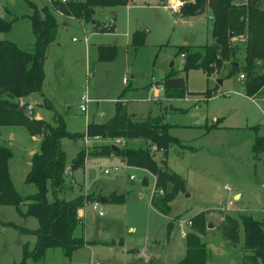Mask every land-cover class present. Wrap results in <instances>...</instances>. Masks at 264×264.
Masks as SVG:
<instances>
[{
	"label": "rangeland",
	"instance_id": "1",
	"mask_svg": "<svg viewBox=\"0 0 264 264\" xmlns=\"http://www.w3.org/2000/svg\"><path fill=\"white\" fill-rule=\"evenodd\" d=\"M28 1L38 10L50 7L49 0ZM181 1L184 6L190 0ZM235 2L237 4L239 0ZM171 3V0H131L127 6L96 8L95 15L87 23L72 17L66 20L67 17L53 10L60 25L56 40L46 49L40 91L45 99H41L43 108L37 110V115L52 126H56L59 117L69 134H83L87 124H103L113 117L116 101L123 93L120 100L127 106L128 115L137 119L148 115L163 116L166 124L194 127L180 128L172 133L183 143L171 146L167 156V168L184 178L186 193L178 195L171 203L169 215L164 216L151 205L153 179L150 175L124 167L126 163L118 157L99 158L88 154L104 143L125 148L124 142L87 144L86 136L62 138L60 145L66 163L60 199L71 200L86 191L94 198L107 199L113 190L117 191L116 195L124 194L126 199L123 204L99 202L102 217L92 210V205L87 206L85 212L84 208L80 209L77 217L85 220L83 238L90 244L75 251L71 259L65 258L61 249H48L43 260L29 258L24 264H128L135 262L137 252L148 246L163 264L176 263L185 254L184 235L177 225L180 220H190L199 212H206V222L215 223L213 229L206 228L202 239L211 258L208 264H240L244 255L242 225L236 248L222 240L219 226L225 215L238 219L250 214L256 220L264 221V150L257 157L252 152L256 136L264 137V89L254 100L245 97L241 75L223 78L229 64L210 77L202 70L184 73V58L177 55L178 47L211 45L213 22L208 15L183 19L179 12H171ZM32 14L27 0H0V17L9 25L7 30L0 32V40L30 50L35 43L29 20ZM93 20L98 21L96 26L92 25ZM61 21L67 22V26ZM110 23L113 30L106 31ZM135 32L143 34V44L137 51L132 46ZM244 41L242 36L231 38V44L239 48L235 60L241 66ZM99 46L115 47V58L98 60ZM170 70L185 78L188 92L185 99L166 98L161 85L157 88L160 92L157 96L155 88L150 89L157 87L156 82L160 84ZM221 79L223 84L218 85L217 81ZM215 88L221 96L204 99L202 93ZM84 93L89 98L85 113L80 110ZM46 101L52 104V109L45 107ZM169 107L180 108L182 112L171 108L176 113H169ZM216 119L222 129L213 131L206 138H198L204 132L198 127L214 123ZM208 127L205 129L209 130ZM39 144L23 127H0V145L9 147L12 152L10 178L21 196L36 191L34 185L25 183V177L31 167L32 156H28V151L39 149ZM147 144L143 139L129 140L127 147L146 148ZM188 147L197 148V152L188 150L181 157L177 156L178 151ZM82 149L89 165L85 170L72 171L71 162ZM152 153L155 161L161 164L163 152ZM226 186L229 189L226 190ZM157 192L155 195L159 197ZM235 193H239L241 199L239 196L233 199ZM47 199L53 200L51 191ZM20 208L24 211L26 206L23 204ZM177 215L180 219L174 220ZM9 222L23 228L38 227L35 219H25L14 207H0V264L20 263L23 246L27 244L31 251L36 242L34 236L22 235L4 225ZM169 222L175 228L167 246ZM80 233L78 223L75 235L80 236ZM148 264L159 263L151 261Z\"/></svg>",
	"mask_w": 264,
	"mask_h": 264
},
{
	"label": "trees",
	"instance_id": "2",
	"mask_svg": "<svg viewBox=\"0 0 264 264\" xmlns=\"http://www.w3.org/2000/svg\"><path fill=\"white\" fill-rule=\"evenodd\" d=\"M50 7L38 10L28 0L33 9L29 17L32 32L35 36L33 47L24 49L9 41L0 40V127H23L31 137H40L39 152L31 158V168L25 177V183L35 186V193L21 196L15 189L9 174V161L12 158L11 149L0 145V207H14L20 216L33 218L38 227L29 230L14 223H5L20 234L32 235L36 238L34 248L29 251L28 245L22 248V261L26 259L41 261L48 249H61L63 256L71 259L73 253L89 244L82 236L75 235L78 226L77 213L85 203L99 202L101 198L92 195H80L71 200L60 199L59 193L64 190L65 153L61 149L60 140L82 138L124 139L125 141L143 139L162 151L165 155L173 146H181L179 139L171 136L170 125L164 123L163 116H148L137 119L129 116L120 94L116 101L115 113L103 124L90 123L83 134H69L64 121L56 118V126L43 120L29 118L17 111L19 101L25 96L40 93L44 80L43 62L47 47L56 40L59 24L54 11H59L65 17L78 21L90 22L96 8H116L127 6L131 0H75L62 3L61 0H49ZM210 10L213 16L211 45L197 47L180 46L177 55L184 56L183 72L202 70L207 77L214 72L229 69L224 79L243 75L242 85L244 95L250 99L264 88V0H190L180 10L182 17L202 15ZM9 28L0 17V32ZM111 26L106 31H111ZM233 37H245L243 47V65L235 60L238 46L231 44ZM143 44V34L135 32L132 37L134 51ZM98 60L110 61L115 58L113 46H99ZM222 80V79H221ZM161 85L166 98L184 99L188 94L184 77L170 70L163 78ZM126 91V90H125ZM204 99L221 96L217 88L202 93ZM46 108L52 109L48 101ZM172 110H178L172 108ZM179 112V110L177 111ZM217 123V122H216ZM215 123V124H216ZM209 126L208 129H213ZM216 127V125H215ZM184 147V146H183ZM264 150V137L256 136L252 146L255 157ZM89 156L99 158L118 157L129 167L147 170L156 177L155 190H162V196L153 195L152 207L160 214L167 216L171 211V203L179 194L186 193L185 180L177 173L169 170L163 159L161 166L155 161L154 153L149 147L132 149H115L113 146H98L89 151ZM85 150L78 152L71 162V170L83 168ZM51 191L53 200L47 199ZM107 202L123 204L125 195L110 194ZM25 204V212L20 206ZM206 212H200L190 218V231L185 237L186 252L184 257L173 264H207L208 251L201 237L206 233ZM180 218H174L177 220ZM171 223L168 224V226ZM243 228L244 255L240 264H264V221L256 220L252 215H241L238 219L225 215L220 226L222 240L229 246L239 245V229ZM167 226V232L170 230Z\"/></svg>",
	"mask_w": 264,
	"mask_h": 264
},
{
	"label": "crops",
	"instance_id": "3",
	"mask_svg": "<svg viewBox=\"0 0 264 264\" xmlns=\"http://www.w3.org/2000/svg\"><path fill=\"white\" fill-rule=\"evenodd\" d=\"M172 1V0H171ZM240 1V0H239ZM234 3H236L235 2V0H234ZM238 4V3H237ZM178 13V12H177ZM179 14H180V11H179ZM54 15H55V12H54ZM94 15H95V12H94ZM204 15H208V16H211V18H212V22H213V16H212V13L210 12V10H208L207 9V11L204 13V14H202V15H197V16H194V17H182L181 16V14H180V17L181 18H183V19H187V18H195V17H199V16H204ZM70 18H68L67 17V19L66 20H69ZM76 21H78V20H76ZM93 21H95V20H93ZM64 21H61V23H63ZM79 22H83V21H79ZM59 24V23H58ZM67 22L66 23H63V26H67ZM98 24V21H95V24H93L92 23V25L93 26H96ZM60 25V24H59ZM112 27V23H110L106 28H109V27ZM213 27V26H212ZM105 28V29H106ZM113 30V27L111 28V31ZM189 46V45H188ZM195 48H197V47H195ZM219 81V80H218ZM217 81V82H218ZM220 81H222V80H220ZM241 83V82H240ZM124 84H127L126 82H124ZM218 84V83H217ZM223 84V83H222ZM152 85H153V83H152ZM156 86L157 87H154V86H152V88L150 87V89H154L155 88V90H154V94L157 96L160 92H159V90L157 89L158 87H159V84L156 82ZM264 89V88H263ZM263 89L255 96V99L256 98H258L259 96H261L260 94H261V92L263 91ZM243 93H244V88H243ZM37 95H39V96H37ZM245 96V95H244ZM246 97V96H245ZM30 98H31V103L33 104V107H34V110H35V116L33 117L34 119H37V120H40V116H38L37 114V110L38 109H41V108H43V103L41 102V99L43 100V99H45V97H44V94L43 93H39V94H37V93H34V94H32V95H30ZM248 98V97H247ZM264 98V97H263ZM159 99H160V97H159ZM185 99V98H184ZM250 99V98H249ZM179 100H181V99H179ZM252 100H254V99H252ZM127 107V106H126ZM171 108H173V107H169V113H176V112H172L171 111ZM176 109H178L179 110V112H182L181 110L182 109H180V108H176ZM127 111V110H126ZM129 116H133V117H135L134 115H129ZM149 116V115H148ZM151 116V115H150ZM152 117H157V116H152ZM217 122V119L216 120H214V123L212 122L211 124H205L204 126H200V127H198V129L200 130V132H203V133H200L199 134V136H198V138H206V137H208V135L210 134V133H212L213 131H215V130H219V129H222V127H220V126H218V122ZM165 123V122H164ZM216 123V124H215ZM168 125H170L171 126V128H170V130H169V134L171 135V136H173V132H175V131H177L178 129H180V128H194V127H192V126H188V125H174V124H168ZM215 125H216V127H215ZM206 126H214V127H212L213 129H210V131L209 130H207V129H205V127ZM253 128H255V127H252L251 129H253ZM204 129V130H203ZM253 130H255V129H253ZM257 130V129H256ZM173 137H175V138H177L175 135L173 136ZM36 142H39L40 143V137L39 136H36V137H32ZM178 139V138H177ZM180 140V139H179ZM97 141L99 142V141H118V143H123V146L126 148L127 146H128V142L129 141H125L124 139H104V138H88V142H87V144H91V143H97ZM181 141V140H180ZM181 143H183V141H181ZM103 146H106V144L104 143L103 144ZM113 147H115L116 149H120V147H116V146H114L113 145ZM147 147H149L151 150H152V152L153 151H156V153L157 154H159V153H162V151H159V150H156L155 148V146H152L151 144H147ZM129 148V147H128ZM189 149H186V150H182V151H178L177 152V156L178 157H181L184 153H186L188 150H190L189 152H193V153H195V152H197V148H191V147H188ZM132 149H139V148H132ZM38 148H34V149H31V150H29L28 151V156H31L32 155V153L33 152H35V153H37L38 152ZM168 152H169V149H168V151L166 152V154L164 155L163 153V159H164V161H165V163H166V166H167V156H168ZM32 158V157H31ZM112 158H115V157H112ZM117 158V157H116ZM30 159V158H29ZM154 159H155V157H154ZM30 161H31V159H30ZM97 161H99V160H97ZM163 161V160H162ZM161 161V162H162ZM157 162V161H156ZM31 163V162H30ZM98 163V162H97ZM121 163V162H120ZM123 163V162H122ZM124 164V163H123ZM157 164L159 165V166H161V164H159L158 162H157ZM87 165H89L88 164V160H85V164H84V167H83V169L85 170L86 169V167H87ZM124 167H126V168H128V169H130V170H135V171H142V172H144V173H147L148 175H150L151 177H152V179H153V190H152V193H151V195H150V199L153 197V195H155V193L157 192L156 190H155V182H156V179H155V176H153L150 172H148L147 170H144V169H138V168H135V167H129V166H127V165H125ZM31 168V167H30ZM30 171V170H29ZM179 175V174H178ZM183 178V177H182ZM134 177H131V181H134ZM184 179V178H183ZM186 183V182H185ZM227 187V186H226ZM226 187H225V189H226ZM96 189L97 190H102L103 188H101V187H96ZM142 190L144 189L145 190V187H142L141 188ZM104 190V189H103ZM227 190V189H226ZM111 191V190H110ZM109 191V192H110ZM116 194L117 193V191L116 190H113V191H111L110 192V194ZM87 194H90V191H86L84 194H82V195H87ZM236 196H239L240 198L239 199H241V195L239 194V193H235L234 195H233V199H235V197ZM24 197V196H23ZM178 197V196H177ZM176 197V198H177ZM175 198V199H176ZM126 199V198H125ZM100 202V201H99ZM25 205V204H24ZM26 206V205H25ZM20 210H21V208H20ZM26 210V209H25ZM25 210L23 211V210H21V212H25ZM85 210H86V208H84V212H85ZM155 210V209H154ZM80 211V210H79ZM78 211V212H79ZM159 213V212H158ZM200 213V212H199ZM78 214V213H77ZM198 214V213H197ZM104 215V214H103ZM102 217V216H101ZM176 217H178V215L177 216H175L174 218H176ZM25 218V217H24ZM25 219H27V218H25ZM189 221V219L188 220H186V221H184V220H180L179 221V225H177V229L179 230V231H181L183 234L182 235H184V245H185V237H186V234L189 232V230H190V226L188 225V222ZM79 226L81 227V233H80V236L82 235V237H83V233H84V222H85V220H84V218H82V219H79ZM169 223H172V222H169ZM168 223V224H169ZM168 224H167V226H168ZM185 226V227H184ZM187 227V228H186ZM24 228H26V229H29V230H35L36 228H32V227H24ZM175 227L173 226L172 227V225H169L168 226V229L170 230V233H168L167 232V236H168V238H167V246H169V239H170V234L173 232V229H174ZM207 228V227H206ZM166 229H167V227H166ZM130 231H133L132 230V228H130L129 229ZM23 235V234H22ZM30 236H32V235H30ZM243 236H244V234H243ZM204 238V236H202L201 237V239H203ZM244 238V237H243ZM35 241H36V238H35ZM90 244V243H89ZM150 249H152V247H149L148 246V248H145L143 251H141V252H137L138 253V255H137V259H136V261L134 262V261H132L131 263H128V264H148L149 262H151V261H158V263L159 264H163L162 262H161V260L159 259L160 257L157 255V253H154V251L153 250H150ZM52 250V249H51ZM169 250H171L170 248H169ZM132 251H136V250H132ZM208 251V250H207ZM185 252H186V246H185ZM185 255V254H184ZM210 255L208 254V260H207V264L209 263V261H210ZM133 260H135V259H133ZM138 260V261H137ZM97 264H99V263H97ZM127 264V263H126ZM173 264V263H172Z\"/></svg>",
	"mask_w": 264,
	"mask_h": 264
},
{
	"label": "built area",
	"instance_id": "4",
	"mask_svg": "<svg viewBox=\"0 0 264 264\" xmlns=\"http://www.w3.org/2000/svg\"><path fill=\"white\" fill-rule=\"evenodd\" d=\"M66 1L67 0H61L62 3H65ZM171 2L172 3L170 5V10H171L172 13L179 12L181 10V8L183 7V2L181 0H172ZM181 57L184 58L183 55ZM240 78L243 79V75H241ZM81 102L82 103L80 105V110H81V112L85 113V112H87V104L89 103V98H88L87 94L84 93L81 96ZM96 138H99V137H96ZM87 142H88V137L86 136L85 143H87ZM104 172L105 173H108L107 170H105ZM226 189H229V187H226ZM157 193H159L158 195H160V196L163 195V191H161V190L158 191ZM89 205H92V210L95 211V212H97L99 217L103 216V212L100 211V209H99V202L85 203V205H84L83 208H86ZM78 221H79V219H78ZM187 223H188L189 226L191 225V222L190 221H188Z\"/></svg>",
	"mask_w": 264,
	"mask_h": 264
},
{
	"label": "water",
	"instance_id": "5",
	"mask_svg": "<svg viewBox=\"0 0 264 264\" xmlns=\"http://www.w3.org/2000/svg\"><path fill=\"white\" fill-rule=\"evenodd\" d=\"M91 23L95 24V21H92ZM229 36L232 38L233 34L231 33ZM217 83H218V85H222V81H220V80ZM17 111L24 114L25 116H27L29 118H33L35 116V110H34L33 104L31 103L30 96H25V97L20 99V104L17 108ZM34 154H35V152H33L31 156L33 157ZM103 202H107V199L101 198L100 203H103ZM206 227H207V229H213L215 227V223L212 221H209V222H207Z\"/></svg>",
	"mask_w": 264,
	"mask_h": 264
}]
</instances>
